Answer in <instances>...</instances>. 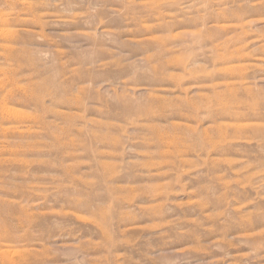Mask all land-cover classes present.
Masks as SVG:
<instances>
[{"label":"rangeland","instance_id":"rangeland-1","mask_svg":"<svg viewBox=\"0 0 264 264\" xmlns=\"http://www.w3.org/2000/svg\"><path fill=\"white\" fill-rule=\"evenodd\" d=\"M0 264H264V0H0Z\"/></svg>","mask_w":264,"mask_h":264}]
</instances>
